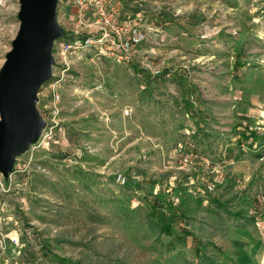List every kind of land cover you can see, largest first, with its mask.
<instances>
[{
	"label": "rangeland",
	"instance_id": "1",
	"mask_svg": "<svg viewBox=\"0 0 264 264\" xmlns=\"http://www.w3.org/2000/svg\"><path fill=\"white\" fill-rule=\"evenodd\" d=\"M112 1L106 42L53 46L46 127L0 175V264H225L264 216V0ZM18 10L0 0V68ZM94 15L58 0L72 39L104 35Z\"/></svg>",
	"mask_w": 264,
	"mask_h": 264
},
{
	"label": "water",
	"instance_id": "2",
	"mask_svg": "<svg viewBox=\"0 0 264 264\" xmlns=\"http://www.w3.org/2000/svg\"><path fill=\"white\" fill-rule=\"evenodd\" d=\"M18 31L0 68V175L35 144L46 123L37 108L40 87L52 77L53 46L65 37L58 0H18Z\"/></svg>",
	"mask_w": 264,
	"mask_h": 264
},
{
	"label": "crops",
	"instance_id": "3",
	"mask_svg": "<svg viewBox=\"0 0 264 264\" xmlns=\"http://www.w3.org/2000/svg\"><path fill=\"white\" fill-rule=\"evenodd\" d=\"M248 150L250 153L256 152L252 147ZM251 160L252 158L248 159V162ZM249 176L250 169L247 172V177ZM245 216L251 218L247 224L228 235L227 245L222 250V256L227 261L225 264H264V216H261L260 208L256 203L248 207ZM259 223L260 226H256Z\"/></svg>",
	"mask_w": 264,
	"mask_h": 264
},
{
	"label": "built area",
	"instance_id": "4",
	"mask_svg": "<svg viewBox=\"0 0 264 264\" xmlns=\"http://www.w3.org/2000/svg\"><path fill=\"white\" fill-rule=\"evenodd\" d=\"M79 6L87 5L95 9V15L91 21V29L96 31H103L104 35L97 37L93 40L91 37H86L84 39L79 38H70L69 35L65 34V37L62 39L63 42L60 44V50L63 53H67L71 50L87 48L92 44H102L107 41L109 38L108 33L111 31L114 32L117 25V13L118 7L116 2L112 0H78ZM112 32V33H113ZM112 45H114L115 50H118L119 53L123 55H128V50L130 45L120 40H113ZM119 58V57H118ZM121 58V57H120Z\"/></svg>",
	"mask_w": 264,
	"mask_h": 264
},
{
	"label": "trees",
	"instance_id": "5",
	"mask_svg": "<svg viewBox=\"0 0 264 264\" xmlns=\"http://www.w3.org/2000/svg\"><path fill=\"white\" fill-rule=\"evenodd\" d=\"M190 108L192 107L191 105H189ZM186 109V113L188 108H185ZM197 133H203V130L200 129V128H197ZM196 136V135H195ZM157 229H158V233L159 234H165V235H170L171 234V231H170V228H169V225L165 224V225H157Z\"/></svg>",
	"mask_w": 264,
	"mask_h": 264
}]
</instances>
